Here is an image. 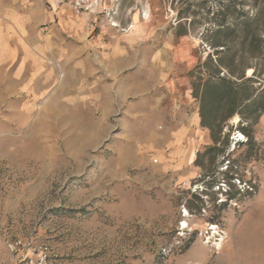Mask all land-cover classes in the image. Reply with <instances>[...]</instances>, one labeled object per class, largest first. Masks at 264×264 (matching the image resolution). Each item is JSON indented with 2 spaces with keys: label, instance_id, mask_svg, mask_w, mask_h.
<instances>
[{
  "label": "rangeland",
  "instance_id": "1",
  "mask_svg": "<svg viewBox=\"0 0 264 264\" xmlns=\"http://www.w3.org/2000/svg\"><path fill=\"white\" fill-rule=\"evenodd\" d=\"M81 34L0 74V264H264V0H107Z\"/></svg>",
  "mask_w": 264,
  "mask_h": 264
},
{
  "label": "crops",
  "instance_id": "2",
  "mask_svg": "<svg viewBox=\"0 0 264 264\" xmlns=\"http://www.w3.org/2000/svg\"><path fill=\"white\" fill-rule=\"evenodd\" d=\"M103 12L104 10L99 13ZM145 12L144 20L139 14L137 18H133L135 27L130 29L133 39L142 35L134 34L137 33L134 30L140 27L139 22L143 23L141 20L147 21L148 11ZM99 13L78 17L69 6L57 0H0V74L4 80L11 82L8 86L10 93L28 90L29 83L40 78L44 69L43 57L49 54V51L53 52V55H60L61 50L65 48V33L76 37L82 32L81 35L88 38L96 27ZM77 45L76 41H69L71 56H76ZM84 47L87 48L88 44L85 43ZM177 50L182 51L184 48L180 46ZM113 52V58L120 60L119 54L123 53L121 47L118 45ZM184 62L190 67L194 59L188 55L187 58L175 56L172 61L164 58L163 68L173 69L174 65ZM108 69L113 73L121 70L119 65ZM174 81L175 79L171 80L172 83ZM191 103L188 99L184 101L185 105ZM184 119L188 121L187 114ZM198 121L200 122L199 116ZM182 123L179 125L184 128Z\"/></svg>",
  "mask_w": 264,
  "mask_h": 264
},
{
  "label": "built area",
  "instance_id": "3",
  "mask_svg": "<svg viewBox=\"0 0 264 264\" xmlns=\"http://www.w3.org/2000/svg\"><path fill=\"white\" fill-rule=\"evenodd\" d=\"M62 4L69 6L75 15H94L98 14L102 10L106 9L107 0H57ZM118 1V0H111ZM245 137L244 134H241ZM238 141H242V138L237 139Z\"/></svg>",
  "mask_w": 264,
  "mask_h": 264
},
{
  "label": "trees",
  "instance_id": "4",
  "mask_svg": "<svg viewBox=\"0 0 264 264\" xmlns=\"http://www.w3.org/2000/svg\"><path fill=\"white\" fill-rule=\"evenodd\" d=\"M220 46H224V45H220ZM232 112H234V110H233ZM205 118H206V117H205V115H204V116H203V125H204V126L207 125V124L205 123Z\"/></svg>",
  "mask_w": 264,
  "mask_h": 264
},
{
  "label": "bare ground",
  "instance_id": "5",
  "mask_svg": "<svg viewBox=\"0 0 264 264\" xmlns=\"http://www.w3.org/2000/svg\"><path fill=\"white\" fill-rule=\"evenodd\" d=\"M238 121V118H235V123Z\"/></svg>",
  "mask_w": 264,
  "mask_h": 264
}]
</instances>
